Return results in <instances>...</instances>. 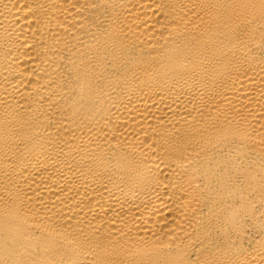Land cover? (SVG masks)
I'll return each mask as SVG.
<instances>
[{"label": "bare ground", "instance_id": "1", "mask_svg": "<svg viewBox=\"0 0 264 264\" xmlns=\"http://www.w3.org/2000/svg\"><path fill=\"white\" fill-rule=\"evenodd\" d=\"M0 264H264V0H0Z\"/></svg>", "mask_w": 264, "mask_h": 264}]
</instances>
